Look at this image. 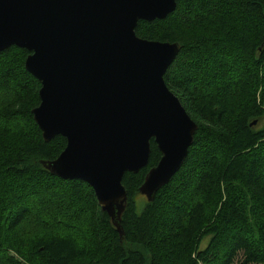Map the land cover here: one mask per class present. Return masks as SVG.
Masks as SVG:
<instances>
[{"label":"trees","instance_id":"1","mask_svg":"<svg viewBox=\"0 0 264 264\" xmlns=\"http://www.w3.org/2000/svg\"><path fill=\"white\" fill-rule=\"evenodd\" d=\"M135 30L181 44L164 79L199 126L186 160L148 200L152 139L148 165L123 177L121 235L89 183L45 167L67 139L35 121L30 51H0V264H264V0H177Z\"/></svg>","mask_w":264,"mask_h":264},{"label":"water","instance_id":"2","mask_svg":"<svg viewBox=\"0 0 264 264\" xmlns=\"http://www.w3.org/2000/svg\"><path fill=\"white\" fill-rule=\"evenodd\" d=\"M176 7L177 0H0V51H30L26 68L41 82L35 121L46 141L67 139L45 167L89 183L121 235L125 173L148 165L153 139L161 157L140 187L153 200L199 127L164 79L181 44L135 30Z\"/></svg>","mask_w":264,"mask_h":264},{"label":"rangeland","instance_id":"3","mask_svg":"<svg viewBox=\"0 0 264 264\" xmlns=\"http://www.w3.org/2000/svg\"><path fill=\"white\" fill-rule=\"evenodd\" d=\"M264 123V119L263 120H261L260 122H258L257 123V126L259 127V126H261L262 124ZM190 188H191V186H189ZM144 196H146V195H144ZM205 242L206 241H204V243L203 244H205ZM11 253L19 260V259H22L19 255H17V254H14V252L13 251H11ZM19 262V261H18Z\"/></svg>","mask_w":264,"mask_h":264}]
</instances>
